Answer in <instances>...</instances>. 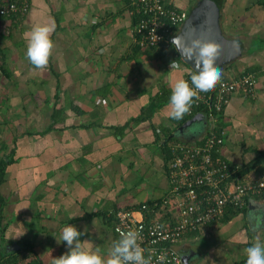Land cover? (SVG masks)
<instances>
[{"label": "crops", "instance_id": "0c3cea01", "mask_svg": "<svg viewBox=\"0 0 264 264\" xmlns=\"http://www.w3.org/2000/svg\"><path fill=\"white\" fill-rule=\"evenodd\" d=\"M28 1L23 17L0 16V264H52L68 251V225L106 259L120 238L114 212L161 201L169 139L197 144L208 122L179 131L185 122L170 118L171 87L191 69L179 55L135 45L130 0ZM197 1L168 0L187 12ZM215 1L223 34L241 45L223 76L256 78V96L233 93L216 122L217 154L241 168L264 151V0ZM51 23L55 47L37 70L25 34ZM248 200L250 209L185 233L178 264H246L244 249L264 244V197Z\"/></svg>", "mask_w": 264, "mask_h": 264}, {"label": "built area", "instance_id": "2783aa9c", "mask_svg": "<svg viewBox=\"0 0 264 264\" xmlns=\"http://www.w3.org/2000/svg\"><path fill=\"white\" fill-rule=\"evenodd\" d=\"M130 7L135 16L134 43L141 49L169 45L170 38L178 33L188 15L168 0H130ZM28 9V0H0V16L23 17ZM184 80L191 85V76H185ZM255 82L253 72L243 71L222 79L210 92H200L188 114L194 116L206 109V135L199 144L178 140L169 143L166 195L161 201L114 212L115 234L120 237L121 231L141 230V246L146 250V258L153 254V264H157L161 255L165 256L163 264L181 263L182 257L174 245L185 233L219 222L230 206L241 209L250 197H264V167L257 173L241 175L240 166L217 154L223 135L217 130L216 112L224 109L235 92L254 98ZM135 212L141 217L136 218Z\"/></svg>", "mask_w": 264, "mask_h": 264}, {"label": "clouds", "instance_id": "9594fccd", "mask_svg": "<svg viewBox=\"0 0 264 264\" xmlns=\"http://www.w3.org/2000/svg\"><path fill=\"white\" fill-rule=\"evenodd\" d=\"M54 30V23L42 24L33 26L25 34L26 58L37 70L43 71L48 67L55 47L51 39ZM172 45L185 61H192L195 64V71L191 74V85L184 79H178L171 87L169 115L171 119L180 120L190 112L193 100L200 98V92L214 90L221 81L223 70L216 66L221 46L213 40L203 38L191 39L188 42L182 35H175L172 38ZM170 68L179 69L180 64L172 61ZM194 129L199 130V125L194 126ZM188 132L194 134L193 129H189ZM84 234L73 225L64 227L60 242H66L68 251L58 258H53L52 264H153L152 253L145 257L146 250L141 246L142 236L139 229L121 231L120 238L114 242L106 259L99 253L98 248L93 249L89 240H81ZM244 251L247 256L246 264H264V244L259 240ZM164 261L165 256L161 255L157 264H163Z\"/></svg>", "mask_w": 264, "mask_h": 264}, {"label": "water", "instance_id": "95a60500", "mask_svg": "<svg viewBox=\"0 0 264 264\" xmlns=\"http://www.w3.org/2000/svg\"><path fill=\"white\" fill-rule=\"evenodd\" d=\"M193 29H195L194 34ZM176 35H182L184 40L188 42H190L191 39L195 38H203L217 42L221 46L220 55L216 64V66L219 68L228 64L241 55V45L239 44V42L235 39L226 37L222 32V28L219 23V4L215 0L197 1L195 5L188 11L187 18ZM174 36L170 38L171 44L172 38ZM176 52L184 61V63L190 69L195 71L194 62L185 61L177 50ZM201 118H205V110H202L201 112L188 119L182 125V127L179 128V131L183 130L184 128ZM250 201L251 200H249V204L247 206L248 209H250ZM181 257L183 260L186 259L185 254H182Z\"/></svg>", "mask_w": 264, "mask_h": 264}, {"label": "trees", "instance_id": "16d2710c", "mask_svg": "<svg viewBox=\"0 0 264 264\" xmlns=\"http://www.w3.org/2000/svg\"><path fill=\"white\" fill-rule=\"evenodd\" d=\"M159 49L163 52V53H170V54H175V55H178L177 54V52H176V50H175V47L170 43L169 45H162L161 47H159ZM223 67V66H222ZM221 67V68H222ZM191 72H190V74H189V72L188 73H186V77H188V78H190V76H191V74L194 72V70H190ZM246 72H249L248 70H245ZM251 72V71H250ZM222 79H225V77L222 75V78H221V80ZM198 108H201V106H199ZM202 110H205V116L207 115V113H206V109H202ZM201 110V111H202ZM221 112L222 111H220V112H216V114H215V116L217 117V124H218V118H219V116H220V114H221ZM192 117V115H189V114H186V115H184V117L182 118V119H180L179 121H180V123H184V122H186L188 119H190ZM208 117V116H207ZM207 117H205V118H207ZM203 119V120H206V119ZM219 123H220V121H219ZM216 124V125H217ZM217 127H218V125H217ZM207 128L208 127H206V130H205V133H204V136H203V138H202V140L200 141V142H198V144L199 143H201L202 141H203V139H204V137H205V135H206V131H207ZM218 132H221V129H220V127H218ZM177 139V138H176ZM175 140V138H170L169 139V141L171 142V141H174ZM181 141V140H180ZM169 146V145H168ZM169 153H170V149H169ZM171 154V153H170ZM169 158H170V156H169ZM262 164V165H261ZM255 165H257V171L256 172H258V171H260L263 167H264V151L263 152H261V153H258L257 154V156H255V158L251 161V163L248 165V166H241V168H240V171H239V174H241V175H243V174H247L248 172H250V170H249V168L250 167H252V166H255ZM253 171V170H252ZM255 172V173H256ZM148 203V202H147ZM249 203V200L247 201V203H246V205L243 207V208H241V209H234L232 206H230L229 208H227V210H226V212H228V211H231V214H234L235 213V211H238V210H244L245 209V207L247 206V204ZM141 204V203H140ZM140 204H138L135 208H137ZM225 212V213H226ZM224 213V215H226ZM224 215L220 218V220L224 217ZM27 264H34L33 262L31 263V262H27Z\"/></svg>", "mask_w": 264, "mask_h": 264}]
</instances>
